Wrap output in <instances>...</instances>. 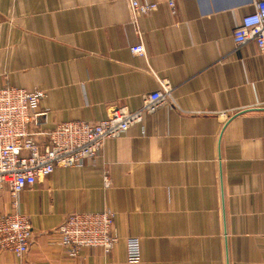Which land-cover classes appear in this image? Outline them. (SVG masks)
I'll use <instances>...</instances> for the list:
<instances>
[{
	"label": "crops",
	"instance_id": "crops-1",
	"mask_svg": "<svg viewBox=\"0 0 264 264\" xmlns=\"http://www.w3.org/2000/svg\"><path fill=\"white\" fill-rule=\"evenodd\" d=\"M138 1L157 5L134 21L127 0H0V87L44 92L39 150L58 122L139 108L159 79L173 98L96 157L1 188L0 218L26 214L32 233L23 256L0 249V264H264V53L232 37L256 0ZM140 40L144 55L130 50ZM106 208L112 249L70 258L57 226Z\"/></svg>",
	"mask_w": 264,
	"mask_h": 264
},
{
	"label": "built area",
	"instance_id": "built-area-1",
	"mask_svg": "<svg viewBox=\"0 0 264 264\" xmlns=\"http://www.w3.org/2000/svg\"><path fill=\"white\" fill-rule=\"evenodd\" d=\"M132 20L139 14H148L157 2L127 0ZM172 5V0L168 1ZM236 47L248 42L264 53V0L254 1L252 12L241 17L240 24L232 31ZM137 55H144L145 48L140 40L130 46ZM167 80L159 79V89L141 95L139 108L114 107L97 121L68 120L55 124L48 132V143L38 149L33 128L45 123L49 108H39L44 92L38 88L26 90L15 86L0 87V189H10L20 182L28 187L59 166L78 165L81 160L98 155L104 141L121 137L126 130L141 124L145 114L172 104V86ZM26 152V153H23ZM105 182H107L105 178ZM114 215L108 208L91 211H74L65 216L55 232L60 244L70 258L78 256L82 248H100L108 253L118 240L113 226ZM32 227L26 214L9 211L0 218V249L15 256H23L31 242ZM126 259L140 257L139 238L126 237Z\"/></svg>",
	"mask_w": 264,
	"mask_h": 264
}]
</instances>
